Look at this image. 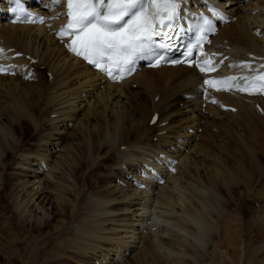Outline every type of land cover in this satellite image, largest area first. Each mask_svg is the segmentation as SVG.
<instances>
[{
	"label": "bare ground",
	"instance_id": "1",
	"mask_svg": "<svg viewBox=\"0 0 264 264\" xmlns=\"http://www.w3.org/2000/svg\"><path fill=\"white\" fill-rule=\"evenodd\" d=\"M8 1L0 5V57L17 74L0 75V190H7L22 228L69 216L65 229L64 223L46 234L38 229L37 241L53 237L59 244L45 250V263L241 264L248 255L243 219L232 224L225 218L219 227L224 211L216 212L228 196L250 194L264 181V97L230 91L210 92L203 100L202 77L183 66L108 83L56 39L65 0H42L50 26L11 25ZM188 1L202 9L207 0ZM215 1L232 22L221 28L211 51L222 76L240 79V62L252 55L264 59V0ZM17 53L22 56L13 58ZM40 67L50 75L45 84ZM31 68L34 76L25 79ZM138 103L147 117L134 109ZM225 106L236 112L223 111ZM155 114L159 121L151 125ZM28 128L35 150L19 152ZM12 151L16 160L5 163ZM84 162L89 166L83 174L100 180L92 190L76 188ZM160 174L163 185L156 182ZM65 192L76 196L74 205ZM14 240L20 241L17 235Z\"/></svg>",
	"mask_w": 264,
	"mask_h": 264
},
{
	"label": "snow or ice",
	"instance_id": "2",
	"mask_svg": "<svg viewBox=\"0 0 264 264\" xmlns=\"http://www.w3.org/2000/svg\"><path fill=\"white\" fill-rule=\"evenodd\" d=\"M181 2L147 0L145 4L144 0H67L69 10L66 15L70 19L67 30L61 35H73L71 50L95 67L101 68L103 62L101 70L110 76V64L117 65L120 71L130 72L138 54L149 49L153 38L168 35L165 29H173ZM12 12L20 19L30 15L21 0H15ZM115 78L120 77L117 74ZM214 83L205 81L210 86Z\"/></svg>",
	"mask_w": 264,
	"mask_h": 264
},
{
	"label": "rangeland",
	"instance_id": "3",
	"mask_svg": "<svg viewBox=\"0 0 264 264\" xmlns=\"http://www.w3.org/2000/svg\"><path fill=\"white\" fill-rule=\"evenodd\" d=\"M0 4H3V0H0ZM38 71L41 74V78L43 80L42 84L47 83L48 76H50L48 74L49 73L48 70H46L44 67H40V68H38ZM134 89H133L134 91H137V88H134ZM149 94H150L149 91L144 92L145 102H148ZM132 101H135V100H132ZM136 107L137 108L134 107L135 110H137L141 114L143 113L142 114L143 116H146L145 115L146 112L144 114V112L140 111L143 108L140 107L139 103L136 104ZM24 129H23L21 144L18 147V149H19L18 151L19 152H26V153H27V151H29L32 153V151L35 150V141H37V139H35V137H33L34 136V132L32 131L33 129H31V128H28L26 130H24ZM145 130H146V127H145ZM202 131H203V129H200L199 133L202 134L203 133ZM15 152H17V151L9 152V155L7 156V158L4 162L9 163L10 160H12V158L13 159L15 158V160H16V157H14ZM28 157H30V156H28ZM261 161L264 164V159ZM233 162L234 161H231L232 164H234ZM245 162L247 163L248 161L245 160L244 163ZM86 166L88 167L89 163L84 162L82 164V170L78 173V175H76L75 179H76V181H78L76 188L78 190H80L81 187L83 188L84 186L86 187V189L92 190L95 187L96 183L100 181L98 177L97 178L93 177V178L89 179V173H87V175L83 174L85 171L83 167H86ZM95 167H97V163H95ZM7 169H10V168L7 167ZM102 170H104L103 171L104 174L105 173L107 174L109 172V171L107 172V169H104V168H102ZM113 171H115V169ZM2 173H0V175ZM9 175H10V173L7 172L5 177H4V180L6 182L10 179L9 177H11ZM66 184L68 185L69 181L66 180ZM68 186L72 187V184L68 185ZM79 187H80V189H79ZM4 191L7 192V190H5V189H4ZM4 191L0 190V248H1V250H0V264H46L45 263L46 259H48V257H49L48 256L49 253H46V251H50L53 248L55 249L56 247H58L59 244L55 243L56 241H55V239H53V237H51L52 240L47 237L50 240H48L47 238L42 240V238H41L37 241L36 237L38 236V229L41 227V231L46 234V232H52L53 229L56 227L55 225L56 224L58 225V223H60L58 225L59 228H60V226H62L61 224L64 223L62 229H65L66 226L68 225V222L70 221L69 216L64 215L63 216V220H64L63 222H58L57 219H55V220L51 219L50 221H45V222H42L41 224H32L30 226H29V224H27V225H25L24 228H22L18 224L17 220L15 221V219L13 217L12 208H11L12 205H11L10 201L8 200ZM67 193H68V195H67ZM92 193L93 192H90L89 196L92 195ZM239 193L240 192H238V193L235 192L233 194L232 198H231V195L228 196L230 200L227 198L228 202L227 203L225 202L226 204L223 203V204L219 205V207H218L219 210L218 211L216 210L217 211L216 213L217 214L222 213V209L224 212L222 213L221 218L218 219V221H217L219 224L218 226L219 227L223 226V224L226 222V220L228 218L229 219L227 221L230 220V222H232V224H233V221L235 222V220L237 218L239 220L243 219L242 221L240 220V226H242L241 229H242V232L244 234L243 237H245L244 239H246L245 241H247L245 246H246V250H247L246 253L248 252L247 253L248 255H246V258L243 260L244 262L242 261L241 264H264V245H263L264 244V226H262V225H264V223H263L264 222V220H263L264 219V198L261 197V195L264 194V181L261 180V182L253 189L252 193H250V194L242 195L241 193L240 194ZM70 195H69V192L64 193V197H66V200L70 199L69 203L70 204L72 203L71 205H74L77 198L75 195H71V196ZM73 197H75V198H73ZM78 203H80V202H78ZM259 205H260V207H259ZM70 207L71 206H67V210ZM237 213H239V214H237ZM236 214L240 215V218L238 216L236 217ZM259 215L262 216L263 218L262 219L259 218L260 217ZM222 217H224V219H222ZM256 217H258V219L260 221L257 220ZM225 218H227V219H225ZM239 220H237V221L239 222ZM256 220L259 221L260 224H259V222H255ZM234 225H235V223H234ZM261 229H263V230H261ZM26 231H29V233L26 234ZM223 232L224 231H221L220 234H218L217 238H221L223 236ZM61 233H63V232H61ZM15 235H17L20 239V241H18V243L16 240H14ZM216 236H217V234L215 235V237L213 239V243H215V240L217 239ZM246 236H248L249 238H247ZM58 242H59V240H58ZM218 244H219V241H218ZM60 250L62 251V248L59 249V251ZM35 257L36 258L38 257V258L35 259ZM34 259L37 261V263H35ZM206 263H208V261L207 262L204 261L202 264H206Z\"/></svg>",
	"mask_w": 264,
	"mask_h": 264
}]
</instances>
